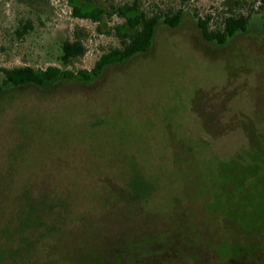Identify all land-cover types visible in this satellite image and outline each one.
Here are the masks:
<instances>
[{
  "label": "rangeland",
  "instance_id": "374dc122",
  "mask_svg": "<svg viewBox=\"0 0 264 264\" xmlns=\"http://www.w3.org/2000/svg\"><path fill=\"white\" fill-rule=\"evenodd\" d=\"M134 2L184 14L90 80L3 84V68L92 70L121 47L114 7ZM262 5L0 0V264H264ZM231 13L249 29L203 38L199 18ZM77 38L86 52L64 65Z\"/></svg>",
  "mask_w": 264,
  "mask_h": 264
},
{
  "label": "trees",
  "instance_id": "16d2710c",
  "mask_svg": "<svg viewBox=\"0 0 264 264\" xmlns=\"http://www.w3.org/2000/svg\"><path fill=\"white\" fill-rule=\"evenodd\" d=\"M262 9V20L264 27V5ZM74 11L77 16L89 18L93 21H101L105 10L101 7L83 12L80 7L75 6ZM117 16L124 20V23L116 27L117 34L120 36L121 47L114 48L103 54L96 62L92 70L83 69L75 73L71 70H63L58 66H49L46 69H35L31 66L3 68V84L8 87H20L25 85L43 86L59 79L80 78L81 80H90L93 74L104 71L108 66L123 63L134 55L146 52L153 45L157 28L159 24L165 23L172 27L180 24L183 11L179 9L176 12L159 13L149 15L141 11L137 2L125 3L114 7ZM210 16L198 19V27L203 38L209 42L223 45L230 38L240 32L249 29L251 13L227 15L222 26L216 29L210 27ZM127 29L126 31H124ZM61 61L64 65L68 64L74 58L81 57L86 52V47L81 39L65 40L61 46ZM138 179V173L133 170L131 174Z\"/></svg>",
  "mask_w": 264,
  "mask_h": 264
},
{
  "label": "flooded vegetation",
  "instance_id": "af4514ba",
  "mask_svg": "<svg viewBox=\"0 0 264 264\" xmlns=\"http://www.w3.org/2000/svg\"><path fill=\"white\" fill-rule=\"evenodd\" d=\"M234 260H238V259H234Z\"/></svg>",
  "mask_w": 264,
  "mask_h": 264
}]
</instances>
